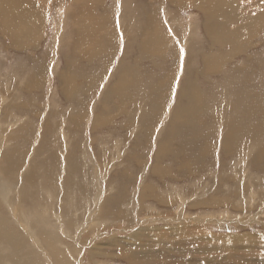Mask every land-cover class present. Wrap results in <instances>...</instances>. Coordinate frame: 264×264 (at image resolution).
Here are the masks:
<instances>
[{"label":"rangeland","instance_id":"1","mask_svg":"<svg viewBox=\"0 0 264 264\" xmlns=\"http://www.w3.org/2000/svg\"><path fill=\"white\" fill-rule=\"evenodd\" d=\"M164 1H103L110 16L101 29L102 38L93 40L100 47L98 54L69 65L80 15L75 3L70 20L66 8H59L61 13L55 8L46 11L34 45L10 47L8 37L0 34V155L5 150L19 153L23 168L41 164L40 174L44 172L50 184L61 185L52 195L53 203L34 201L26 209L38 215L37 224L66 234L60 239L62 248L82 249L74 256L67 252L77 264H264V242H259L264 238V157L253 163L251 151L258 141L264 146V87L259 89L264 69L242 76L241 68L232 81L243 77V92L256 101L248 105L254 117L247 127L243 104L235 113L233 105L219 100L213 107L198 106L194 119L192 114L188 117L193 122L180 125L184 101L179 97L183 82L194 83L201 96L214 94L221 83L214 81L226 70L230 77L234 65L251 63L245 56L258 52L264 30L252 35L251 48L226 58L203 78L195 62L196 48L205 49L208 40L201 26L202 11L171 2L162 7ZM128 4L138 6L132 26L124 14H132ZM145 6L149 11L157 6L162 16L163 34L170 39L162 54L139 53L137 26L148 16ZM170 12L175 24L169 28ZM56 15L59 22L53 21ZM121 15L125 20L120 21ZM40 66L42 81L31 88L29 77ZM65 73L72 83L69 95L62 89ZM119 80L128 81L120 87V96L113 88ZM27 87L32 90L25 94ZM231 128L239 129V135L230 152L224 141ZM197 129L205 131V138L195 154ZM155 165L159 171L153 170ZM26 232L38 246L37 232ZM252 241L261 247L252 246ZM201 259L205 261L197 262Z\"/></svg>","mask_w":264,"mask_h":264},{"label":"bare ground","instance_id":"2","mask_svg":"<svg viewBox=\"0 0 264 264\" xmlns=\"http://www.w3.org/2000/svg\"><path fill=\"white\" fill-rule=\"evenodd\" d=\"M103 1L105 0H0V34L8 37L10 41V47H23L31 43H33L32 45H34L42 32L41 30H43L42 26L45 22L46 11L55 8L57 9V12L61 13V11L66 8L65 10H67V13L69 12L68 17L70 20L71 15L72 17H74V15L71 13L73 8L71 5L75 3L76 7L80 11V15H78L75 20L76 36L72 41L73 54H71V52L69 54L68 52L69 56L67 57V60L69 62H67L66 64H73L74 62H79L83 59L89 60L92 59L94 55L98 54V48L100 47L93 40L102 38L101 29L104 27L103 24L107 22V18L110 16L108 14L109 8L108 6L103 4ZM119 1L120 0H116V2ZM121 1V4H123L124 0ZM242 1L245 2V5H242L240 0H165L164 2H162V4H160L162 7H166L168 3L171 2L175 3L178 8H185L186 6H196L198 9H200V11H202L201 17L203 18V22H201V26L204 29L205 36L208 40H206L207 42L204 45L205 49H202L204 51H199L198 47L195 51V53L197 54V56L195 57V62L197 63V65L200 64L202 68L201 71L197 72L198 75H201V77L207 78L209 72L218 70L222 62L231 55L251 48L250 46L254 44L252 43V35H258L259 31L264 30V0ZM49 2H52L53 5L56 4V6L60 4V6H58V8L55 6L49 7ZM114 5H116V3ZM128 5V8L131 10L132 14L130 15L128 13H124V11L123 13L127 15L126 19L130 20L129 24L132 26L134 17H137L138 15V6L133 4ZM162 7L159 6V8L162 9L163 13H167ZM59 8H62V10H58ZM106 8L108 9L106 10ZM144 8L147 9L148 16L145 18V20H142L144 21V23L137 26V33L139 32V43L137 45V47H139V53L152 54L153 52H156L157 54H162L164 53L163 48L167 49V47H165L166 42L170 40L168 36H165V33L163 34L161 28L163 25L162 16L158 13L159 11L157 9V6L153 7L154 10L151 8L150 11L148 10L149 7L145 6ZM100 10H102L104 14L101 15L99 13ZM117 10L114 8L115 12ZM152 12H154L153 16H151ZM171 12L166 22L169 28L175 24L172 20L173 17L171 16ZM156 13H158V15H155ZM240 19H242V21ZM60 20L61 17H59V15H56V17H54L53 19L54 22H59ZM123 20H125L124 16L121 15L120 21ZM107 39L108 38H105V40ZM210 43L216 46V48L212 49L213 51L210 50V47L214 46H210ZM250 43L252 44L249 46ZM262 43H264V37H261L260 39V48L258 49L257 53L255 51L256 54H246L245 57H247L248 60L251 61V63H243L244 65H246L245 67H243V64V66L241 67L238 65H234L231 71L234 69L235 72H232L230 77H226V70L224 75L219 80L214 81L217 83L221 81V83L218 84V87H216L217 91L214 94H211V96H208V98L207 96L205 97L199 95L200 92H196V86H194V83L190 82L191 84L188 85L187 83L185 84V82H183L179 88V97L184 101V104L181 106L183 115L180 118V122H182L180 125L185 126L186 123L193 122L192 118L194 119V110L198 109V106L202 107L203 105H205L207 107H213V105L219 100V102H223L230 106L233 105V112L235 113H237L236 106L238 107L243 104L245 108L242 120L246 123L247 127V122L252 117H254L253 113L249 110L248 105H250L251 102L256 101H254V98L250 97V94L243 92L246 85L245 79H242L243 77H239V79L237 78L234 82L232 81L234 80L233 78L235 77L236 72L240 75L241 68H243L241 71L242 76H246L245 74H253L254 70L264 69V46H262ZM227 45L229 47L228 49H225ZM171 50L174 51V53L170 55V57L173 59L177 58L176 49L173 47ZM184 69L185 61L181 72H184ZM70 70H72L71 67ZM36 72V75L33 74L31 75V77H29L28 85L31 88V85H35V82L38 83L40 80L42 81L41 75H44V71L41 66ZM66 76L67 73H65V75H61V77L63 78L62 89L64 92L62 93L65 95H69L68 93L70 92L72 83L66 78ZM186 82H188V79L186 80ZM126 83H128V81L119 80L114 84L113 88L115 92L119 94V96L120 87L125 85ZM261 86L264 87V82H261L259 84V89ZM30 87H27L25 90H23V92L25 94L31 92L32 89ZM220 90H222V92ZM248 91L250 93L249 89ZM252 91H254V89H252ZM108 93L113 92L108 91ZM191 102H194L193 106L192 104H190ZM260 103H263L262 97ZM253 105L259 106V104ZM148 113L150 112L148 111ZM191 114L192 118H188ZM185 117H187V119H185ZM260 123L256 125L254 129L259 128ZM175 124H177V122H175ZM233 128H231L225 136V139H229L224 141L225 148L227 149L226 151L229 150L230 152L233 141L238 138L239 135V129H237L236 131ZM204 133L205 131L203 132L201 131V129H197L195 131L193 147L197 146L196 144H198V146L194 148L198 150L195 152V154H198L201 149L199 143L200 141H204ZM262 145L263 143L259 145L258 141V144L254 145L251 148V151H254L253 163H255V161L259 162L258 160L261 158L263 159L264 146L261 147ZM158 151H160V147ZM233 151L236 152L235 149H233L232 152ZM181 153H183L185 156V149H183ZM202 153H204L205 155L204 150H202ZM0 156V264H77L78 259L75 263V259L71 260L69 258L70 256H68V253L74 256L77 253H80V250L82 251V249L77 250L75 245L73 249H70L69 247L66 250L65 246V248H62V246H60L59 244L60 239L63 236H65L66 238V234L62 233V231L60 230L59 233H57L56 229L52 230V228H48L44 224H37V221L39 220L37 218L38 215L26 209V204L32 203L34 201L42 203L44 206L53 203L54 191L56 192L57 188H61V185L59 186L57 184H50L44 172L40 174L39 170L41 169V164H27L26 167L23 168V156L19 153L16 154L14 151L5 150L4 154L2 152ZM157 159H160V157L156 156V162L158 161ZM154 169L158 170V166L155 165L153 170ZM9 181H11V183ZM35 184H37V189H35ZM58 193L60 194V190ZM219 201H221V199H219ZM15 225H17L18 227H22L26 231H36V242L38 246L33 243L31 234L24 230L20 232L17 231ZM60 228L62 229L63 227L60 226ZM147 229L148 231L154 232L155 230L159 232L157 228ZM198 229L196 230L199 233ZM160 234L162 233L160 232ZM158 237L161 238L160 235ZM229 238L228 240L232 242L240 240L239 237ZM70 239L73 241L74 239L76 240L75 237H71ZM250 239L255 241V238L252 236L250 237ZM240 241L246 244L249 243L248 239L246 241ZM255 242L252 241V246L261 247L260 245L255 244ZM259 242L263 243L264 238L260 239ZM39 247L45 252H43ZM260 249L261 248H259L258 250ZM258 250L257 252H259ZM261 254H264V246H262ZM189 257L192 258V256ZM208 259H210V257H208ZM203 261L205 260L201 259L197 262L201 263Z\"/></svg>","mask_w":264,"mask_h":264},{"label":"crops","instance_id":"3","mask_svg":"<svg viewBox=\"0 0 264 264\" xmlns=\"http://www.w3.org/2000/svg\"><path fill=\"white\" fill-rule=\"evenodd\" d=\"M83 68V67H82Z\"/></svg>","mask_w":264,"mask_h":264}]
</instances>
